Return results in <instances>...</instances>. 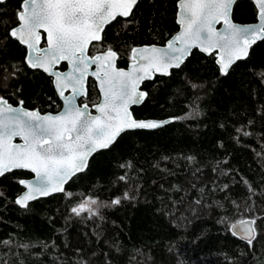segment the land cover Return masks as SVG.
Returning a JSON list of instances; mask_svg holds the SVG:
<instances>
[{
  "label": "trees",
  "instance_id": "obj_1",
  "mask_svg": "<svg viewBox=\"0 0 264 264\" xmlns=\"http://www.w3.org/2000/svg\"><path fill=\"white\" fill-rule=\"evenodd\" d=\"M178 1L139 0L130 16L106 26L90 52L110 46L119 53L118 65L126 67L135 46L164 44L178 30ZM21 2L0 4V97L56 112L62 102L52 77L30 68L26 47L9 36ZM233 18L255 21L254 3L238 0ZM261 73L260 40L227 75H221L214 54L195 49L170 75L146 80L148 96L133 107L135 116L173 121L159 129L127 131L95 153L88 168L66 185L71 198L56 193L22 208L15 203L23 190L19 181L32 174L5 173L0 264H264ZM88 92L90 104L99 98L93 79ZM89 196L98 201V215L71 212ZM117 197L120 204H112ZM245 219L255 220L251 244L231 231Z\"/></svg>",
  "mask_w": 264,
  "mask_h": 264
},
{
  "label": "snow or ice",
  "instance_id": "obj_2",
  "mask_svg": "<svg viewBox=\"0 0 264 264\" xmlns=\"http://www.w3.org/2000/svg\"><path fill=\"white\" fill-rule=\"evenodd\" d=\"M4 2L0 0V4ZM254 2L259 23L241 26L231 20L236 0H179L180 33L166 48L133 49V63L125 71L116 67L117 53L110 46L95 55H89V46L102 40L105 26L118 16H130L138 0H22L17 13L19 24L9 36L27 47L30 68L55 78L65 107L57 115H41L25 110L23 101L21 107H13L0 97V177L14 169H28L36 177L34 182L19 181L27 191L15 203L27 208L29 201L53 192L71 198L73 193L66 191L65 185L87 169L93 153L109 148L126 130L159 128L169 123L137 121L129 107L141 103L147 95L139 91L143 80L152 79L156 73L170 75L169 70L179 68L193 48L208 55L216 53L221 75H227L236 61L247 58L257 40L264 41V0ZM221 23L223 28L217 29ZM41 30L46 33L45 48L39 47ZM62 61L70 66L68 72L54 70ZM93 65L96 70L90 73ZM88 75L96 78L102 93L101 102L94 105L98 115H92L87 103H77L80 96L87 95ZM69 89L71 94L65 95ZM17 137L22 143H13ZM131 166L129 162L127 167ZM124 199H128L127 193ZM120 202L117 197L112 204ZM92 205H98V201L89 196L71 212L77 216L85 212L89 217L98 215ZM254 225L255 220H240L231 227L251 244Z\"/></svg>",
  "mask_w": 264,
  "mask_h": 264
},
{
  "label": "water",
  "instance_id": "obj_3",
  "mask_svg": "<svg viewBox=\"0 0 264 264\" xmlns=\"http://www.w3.org/2000/svg\"><path fill=\"white\" fill-rule=\"evenodd\" d=\"M139 1V0H138ZM238 0H236V2H237ZM253 3H254V5H255V7H256V10H257V19L255 20V21H252V22H238V21H236V20H234V18H233V11H234V6H235V4L233 5V7H232V13H231V20H232V22H234V23H236V24H238V25H241V26H250V25H256V24H258L259 23V18H258V8H257V6H256V4H255V2H254V0H251ZM179 1H178V3H177V13H176V21H177V24L179 25V28H178V30L164 43V44H156V43H152V44H144V45H138V46H135L133 49H138V48H145V47H152V46H155V47H158V48H166L167 47V44H168V42L169 41H171L172 39H174V37L176 36V35H178L179 33H180V31H181V25H180V23L178 22L179 21ZM135 8V7H134ZM133 8V9H134ZM119 17V16H118ZM18 26V25H17ZM17 26H15V27H13L12 29H14V28H16ZM107 26V25H106ZM106 26H105V28H106ZM217 29H221V28H223V24L221 23V24H218L217 26ZM105 28H104V30H105ZM11 29V30H12ZM103 33H104V31H103ZM103 33L101 34L102 35V39H103ZM41 35H42V39H41V42H40V45H39V47H41V48H45V47H47V43L45 44V45H42V42H43V39H44V35H45V39H46V33H44L43 32V30H41ZM102 41V40H101ZM258 41H260V40H257V42ZM95 42V41H94ZM93 42V43H94ZM256 42V43H257ZM25 46V45H24ZM26 47V46H25ZM90 47H91V45L89 46V55H92V54H90ZM252 48V47H251ZM251 48L249 49V54H250V51H251ZM132 49V50H133ZM195 49H198L199 51H201L199 48H193L192 50H191V53L187 56V58L192 54V52L195 50ZM26 50H27V54H26V57H27V55H28V49H27V47H26ZM113 50V49H112ZM105 51V50H104ZM113 51H115L116 53H117V59L115 60V65H116V67L118 68V69H122V70H125V71H128L129 69H130V67H131V65H132V63H133V61H132V59H131V61L129 62V64H128V66H126V67H124V66H118V57H119V54H118V52L116 51V50H113ZM101 52H103V51H101ZM202 52V51H201ZM99 52H96L95 54H98ZM203 53H205V52H203ZM95 54H93V55H95ZM205 54H207V53H205ZM214 55H215V62H216V64L218 65V63H217V54L216 53H213ZM249 54H248V56H249ZM208 55V54H207ZM131 56H132V51H131ZM247 56V57H248ZM186 58V59H187ZM186 59L184 60V62L186 61ZM242 60V59H241ZM66 63L67 64V67L63 70V69H60V65L62 64V63ZM183 62V63H184ZM237 62V61H236ZM235 62V63H236ZM182 63V64H183ZM234 63V64H235ZM181 64V65H182ZM218 67H219V69H220V66L218 65ZM172 69H174V68H172ZM172 69H170L169 71L171 72V70ZM41 70V69H40ZM55 71H58V72H68L69 70H70V66L68 65V63H67V61H62L60 64H58L56 67H55V69H54ZM96 69H95V65H93L90 69H89V72L91 73V72H93V71H95ZM43 71V70H42ZM46 74H48V73H46ZM49 75V74H48ZM155 75H161V74H159V73H156V74H154V77H155ZM53 77V76H52ZM90 77H92V78H94V80H95V82H96V85H97V88H98V91H99V93H100V100H99V102H97L96 104H99L100 102H101V100H102V93H101V91H100V88H99V82L96 80V78L94 77V76H92V75H88V77H87V80H86V90H87V95H88V80H89V78ZM153 77V78H154ZM152 78V79H153ZM146 80H149V79H145V80H143L141 83H140V85H139V91H141V92H144V93H146L147 95L144 97V99H143V101L141 102V103H139V104H133V105H130V107H129V111L131 112V114H132V116H133V118H135L137 121H157V122H162V121H169V123H171L172 121H173V119L172 118H137L136 116H135V114H134V112H133V106H138V105H141L144 101H145V99L147 98V96H148V92H147V90H145L144 88H143V84H144V82L146 81ZM53 85H54V88H55V90H56V92H57V94H58V91H57V88H56V85H55V78L53 77ZM71 94V90L69 89L67 92H65V95H70ZM59 95V94H58ZM86 95V96H87ZM3 97V96H2ZM59 97H60V95H59ZM82 97H84V96H80L79 98H78V100H77V103H78V105H83V104H85V103H80V98H82ZM4 99H6L7 101H8V103L9 104H11L13 107H21V104L20 103H18V104H13L12 102H10L6 97H3ZM60 99H61V101H62V107H61V109L60 110H58V111H56V112H53V111H46V112H42L39 108H29V107H26L24 104L22 105V107L25 109V110H28V111H39L40 112V114L41 115H46V114H52V115H57V114H59V113H61L63 110H64V107H65V105H64V101H63V99L60 97ZM88 104V103H87ZM96 104H94V105H96ZM94 105L93 106H90L89 104H88V106H89V110L91 111V113H92V115H98V113L96 112V109H95V107H94ZM169 123H166V124H163L161 127H159V128H162V127H164L165 125H167V124H169ZM159 128H151V129H147V130H154V129H159ZM131 130H143V129H131ZM131 130H126V131H124V132H122L117 138H116V140H115V142L117 141V139L123 134V133H125V132H127V131H131ZM146 130V129H145ZM114 142V143H115ZM13 143H22V141L20 140V138L19 137H17V138H15L14 139V141H13ZM113 143V144H114ZM112 144V145H113ZM111 145V146H112ZM110 146V147H111ZM108 149V148H107ZM103 150V149H102ZM100 151V150H99ZM98 152V151H97ZM97 152H95V153H97ZM95 153H93L92 154V156L95 154ZM91 156V157H92ZM91 157L89 158V161H88V165H89V162H90V159H91ZM88 168V167H87ZM14 170H26V171H29L31 174H32V176L31 177H29V178H25V179H22V180H25V181H31V182H34L35 181V179H36V177H35V173H33V172H31L30 170H28V169H14ZM13 170V171H14ZM84 172V171H83ZM7 173V172H6ZM81 173V172H80ZM79 174V173H78ZM69 183V182H68ZM67 183V184H68ZM66 184V185H67ZM21 186H22V188H23V190H22V192L18 195V197L19 196H21L22 194H24L26 191H27V189L22 185V184H20ZM66 185H65V188H66ZM56 193H58V192H53L52 194H50V195H47V196H40L39 198H43V197H48V196H51V195H53V194H56ZM17 197V198H18ZM39 198H37V199H39ZM32 201H34V200H32ZM32 201H29V203H31ZM245 220H253V219H245ZM239 223V221L238 222H235V223H233V224H238ZM254 228H255V225L253 226ZM231 231L232 232H234V231H236L237 232V234H235V235H237L238 237H240L241 238V234H240V232H239V230L238 229H236V230H234L232 227H231ZM255 236H256V229H255ZM242 239V238H241ZM243 240H245V241H247L246 239H243Z\"/></svg>",
  "mask_w": 264,
  "mask_h": 264
},
{
  "label": "flooded vegetation",
  "instance_id": "obj_4",
  "mask_svg": "<svg viewBox=\"0 0 264 264\" xmlns=\"http://www.w3.org/2000/svg\"><path fill=\"white\" fill-rule=\"evenodd\" d=\"M18 24H19V22H18ZM18 24H17V25H18ZM17 25H16V26H17ZM10 31H11V30H10ZM94 43H97V42H94ZM94 43H93V44H94ZM45 44H46V39H45V35H44V39H43L42 45H45ZM93 44H92V45H93ZM22 45H23V44H22ZM92 45H91V47H92ZM91 47H90V51H91ZM104 50H106V49L97 50V51H95L94 53H91V52H90V54L93 55V54H95L96 52H101V51H104ZM113 50H115V49H113ZM26 51H27V50H26ZM118 54H119V53H118ZM118 58H119V57H118ZM63 63H64V62H63ZM63 63H62V64H63ZM117 63H118V62H117ZM62 64L60 65V69H63V70H64V69L67 67V64L64 63V64H66L65 67H62ZM128 64H129V63H128ZM118 66H119V65H118ZM127 66H128V65H127ZM41 71H42V70H41ZM43 72H44V71H43ZM44 73H45V72H44ZM45 74H46V73H45ZM47 75H48V74H47ZM49 76H51V75H49ZM51 77H52V76H51ZM52 79H53V77H52ZM90 79H93V80H94V78H92V77H90L89 80H90ZM89 80H88V84H89ZM94 81H95V80H94ZM95 83H96V82H95ZM53 86H54V85H53ZM55 91H56V90H55ZM56 93H57V92H56ZM88 93H89V92H88ZM57 95H58V94H57ZM88 95H89V94H88ZM88 95H87V96H84V97H82V98H80L79 101H80L81 104L86 102V103H88L90 106H93L94 104H96L97 102H99V100H100V95H99V98H98L96 101H94V102H92V103L90 104L88 101H86ZM58 97H59V95H58ZM59 98H60V97H59ZM60 100H61V99H60ZM61 102H62V101H61ZM13 104H14V103H13ZM61 107H62V106H61ZM133 107H134V106H133ZM60 109H61V108H60ZM60 109H59V110H60ZM132 109H133V108H132Z\"/></svg>",
  "mask_w": 264,
  "mask_h": 264
},
{
  "label": "rangeland",
  "instance_id": "obj_5",
  "mask_svg": "<svg viewBox=\"0 0 264 264\" xmlns=\"http://www.w3.org/2000/svg\"><path fill=\"white\" fill-rule=\"evenodd\" d=\"M95 205H92V208L94 209Z\"/></svg>",
  "mask_w": 264,
  "mask_h": 264
}]
</instances>
